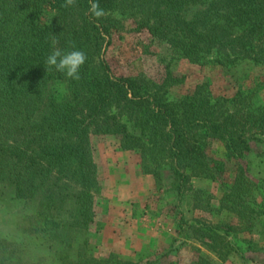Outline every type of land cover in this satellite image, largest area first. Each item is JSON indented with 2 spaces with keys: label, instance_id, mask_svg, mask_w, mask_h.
I'll list each match as a JSON object with an SVG mask.
<instances>
[{
  "label": "trees",
  "instance_id": "trees-1",
  "mask_svg": "<svg viewBox=\"0 0 264 264\" xmlns=\"http://www.w3.org/2000/svg\"><path fill=\"white\" fill-rule=\"evenodd\" d=\"M46 2L0 0V185L13 184L21 198L35 197L41 187L55 185L51 177L73 172L76 164L75 199L89 217L99 186L91 134L117 132L124 117L141 129L154 158L168 156L180 193L194 190L193 177L216 178L230 163L245 174L250 153L264 143L263 105L224 98L216 103L205 96L173 106L166 95H143L135 80L114 77L102 56L105 35L122 27L111 14L119 6L144 16L142 24L152 30L164 29L171 45L191 59L218 52L224 64L244 59L264 64V0H98L106 12L100 19L89 12L90 0L69 7L58 0L56 14L42 25L33 14ZM31 5L37 8L33 13ZM189 5L200 8L191 19L182 16ZM53 38L62 50L86 54L79 80L46 71ZM191 228L208 250L223 254L219 226Z\"/></svg>",
  "mask_w": 264,
  "mask_h": 264
},
{
  "label": "rangeland",
  "instance_id": "rangeland-1",
  "mask_svg": "<svg viewBox=\"0 0 264 264\" xmlns=\"http://www.w3.org/2000/svg\"><path fill=\"white\" fill-rule=\"evenodd\" d=\"M59 6L48 0L33 16L46 25ZM198 9L189 5L182 16L191 19ZM111 14L122 27L105 35L102 58L114 77L135 80L141 94L166 95L173 106L205 96L264 106V64H224L218 52L191 59L171 45L164 29L142 24L144 16L119 6ZM55 88L66 93L64 85ZM118 123L123 128L115 133L91 134L99 186L89 217L75 199L76 164L73 172L51 177L55 185L41 187L35 197L21 198L13 184L0 185L1 264H263L264 143L250 153L243 176L230 163L216 178L193 177L194 190L180 193L168 156L154 158L148 139L126 117ZM192 225L219 226L223 254L198 241Z\"/></svg>",
  "mask_w": 264,
  "mask_h": 264
},
{
  "label": "clouds",
  "instance_id": "clouds-1",
  "mask_svg": "<svg viewBox=\"0 0 264 264\" xmlns=\"http://www.w3.org/2000/svg\"><path fill=\"white\" fill-rule=\"evenodd\" d=\"M76 0H65L64 7L74 6ZM89 12L97 19L106 15L105 10L100 6L98 0H90ZM59 43L55 38L52 39V51L46 58V71H55L62 73L67 79L79 80L80 69L87 61L86 54L81 50L65 51L57 47Z\"/></svg>",
  "mask_w": 264,
  "mask_h": 264
}]
</instances>
